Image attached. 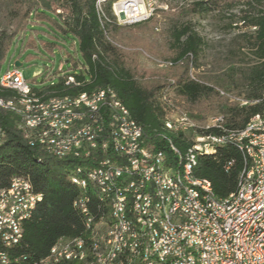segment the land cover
Wrapping results in <instances>:
<instances>
[{"label": "trees", "instance_id": "1", "mask_svg": "<svg viewBox=\"0 0 264 264\" xmlns=\"http://www.w3.org/2000/svg\"><path fill=\"white\" fill-rule=\"evenodd\" d=\"M116 1L5 0L6 10L0 18V75L10 47L35 48L32 37L25 39L26 33L37 34V25L51 23L62 35H70L76 40L81 67L75 60L68 59L71 69L66 66V70L49 77L45 72L39 86L32 85L36 97L48 100L74 97L96 89L113 91L142 128L145 146L162 153L170 167L176 164L177 157L169 146L172 144L184 152L191 146V141L181 133L173 134L164 128L163 121L168 113L167 105L162 102L164 95L195 120H203L202 114L216 111V116L223 119L220 125L226 130L242 131L253 117L264 113V0H191L181 9L187 16L219 14L228 20L230 28L242 31L231 41V64L213 78L191 75L192 69L200 66L199 57L206 45L191 23L172 25L165 31L167 55L164 59L169 63L168 67L161 73L149 75L137 72L115 44L121 28L112 13ZM237 6L242 7L232 13ZM48 13L55 15L56 21H51ZM47 37L48 41L41 43L48 52L60 49L55 36L47 34ZM72 47H75L74 41ZM239 55L240 63L249 56L254 62L240 66L234 61ZM68 70L78 71L72 75L79 86L65 85ZM216 90L228 95L232 93L235 96L232 97L247 102V105L241 106L220 97ZM17 99L16 92L0 86L1 101ZM19 124L16 114L0 108V127L4 132L0 145V191L8 188L12 179L23 178L29 181L35 193L42 195V201L24 222L21 243L8 253L20 259L10 264H41L60 239L89 242L93 226L107 216V209L97 200L90 186L81 191L69 180L73 169H90L95 164L84 162L87 159L74 154L57 158L30 147ZM204 133L220 131L209 129ZM196 159L193 176L209 181L215 197L225 199L236 191L243 160L235 145L219 147ZM80 196L94 215L91 228L86 227L84 217L73 206Z\"/></svg>", "mask_w": 264, "mask_h": 264}, {"label": "bare ground", "instance_id": "2", "mask_svg": "<svg viewBox=\"0 0 264 264\" xmlns=\"http://www.w3.org/2000/svg\"><path fill=\"white\" fill-rule=\"evenodd\" d=\"M136 5L142 8L139 2ZM125 6L122 5V9L130 7L129 5ZM0 86L17 93L18 99L16 101L3 102L0 100V104H4L0 108L16 114L20 119L19 125L22 130L29 129V123L32 119L42 120V124L57 123V120L63 119H74L77 122L72 127V135H81L90 125V138H94L95 149L91 150L90 144H86V141H77L74 146H71V141H66L65 136L45 135L41 138V135H33L30 137L28 133L24 132L28 145L37 147L42 153L52 155L58 152L57 158H65L74 154L98 163L93 168V175H91L88 168H81V171H74L73 169L69 173V180L81 191L90 186L97 200L107 209V216L93 226L89 242L80 239H60L50 248L47 258L41 264L51 263L52 257L60 258L62 254V246L60 245L62 243H67V245L84 243V252H93L95 245L100 242L102 231L105 228L106 233L118 231V238H126V231H122V225L135 228L136 217H128L125 212H119L114 203V195H107L104 199L96 185L102 184V177H100L101 164L108 163V149L113 156L112 165L120 167V174L122 175L131 174V167L127 165L126 158L120 155V151L129 153V145H134L136 152H138L137 155H129L130 163L157 160V162L152 163L150 172V179L153 180L151 181V196L159 197V192L163 191L164 182L167 196H173L175 203L181 208H188V202H190L192 216L203 219L204 226L209 229H217L218 227V220L215 219L213 214L216 212V206L222 209V221H225V225H233V219L242 218L262 198L264 187V118L259 125L249 122L242 131L226 130L220 124L216 125V129L220 133L225 132L226 138L225 143L216 145V149L228 144L235 145L241 153L243 169L238 177L236 191L225 199L217 198L214 199V204H209L207 194L201 193L198 185L205 186L207 192L215 197L210 182L195 178L193 169L196 166L198 155H209L214 151H199L195 139L191 141V146L184 152H180L171 144V150L177 157V161L173 167H170L162 153L155 152L145 146L142 128L131 118L128 110L113 91L96 89L74 97L41 100L36 97L33 91H22L16 85L0 83ZM163 126L173 134L181 133L186 137V130L178 125L176 121L164 119ZM107 129L111 130V133ZM3 140L4 132L0 127V145ZM139 169H146V162H139ZM186 171L188 178L186 177ZM159 173H163V182L159 180ZM14 179L26 180L23 178ZM249 185H252V190L245 196V190ZM27 186L33 188L29 181H27ZM114 188H116L115 179H108L107 189ZM11 190L12 183L9 184L8 188L0 191V199L9 194ZM83 201H85L84 198L80 196L74 201L73 206L84 217L86 227L90 228L89 212L84 209ZM201 207H207V212H201ZM122 208H129V200H122ZM171 211L172 202H163V209H155L156 229L165 228L167 215H171ZM142 221H149V213H142ZM98 226H100L99 229ZM257 227L258 218L249 217V227L245 228V231L239 237V248L249 246ZM149 240L159 242V234L149 233ZM193 241H200V232H193ZM0 247V264H10L20 260L8 253L16 245H12L0 237ZM224 251L227 254L228 261H236V246H233L231 242H224ZM184 254L189 263L199 261V264H212V261L206 260V258H212V251H207L206 243L193 242V248L184 247ZM262 255L264 258V245ZM81 259L82 251H75L67 259V264H80ZM244 260L245 253H237V263H244ZM129 262L139 264L136 252V237L122 239L121 244L118 245L117 253L111 254L110 264H129ZM56 264H66V261H58ZM90 264H98V256H91ZM213 264L230 263H224V257L213 256Z\"/></svg>", "mask_w": 264, "mask_h": 264}, {"label": "built area", "instance_id": "3", "mask_svg": "<svg viewBox=\"0 0 264 264\" xmlns=\"http://www.w3.org/2000/svg\"><path fill=\"white\" fill-rule=\"evenodd\" d=\"M122 5H126L125 7L129 5L130 7L122 9ZM141 6L142 8L136 5V2L132 5L128 1H124L121 6L119 5L115 18L125 16L124 18L128 20L127 23L132 25L152 16L153 9L150 4L146 7L141 2ZM128 13L129 15H125ZM66 65H63L64 70H66ZM66 73L65 85L79 86L72 73L69 71ZM51 74V72H47V77ZM38 76H41V74ZM0 83L16 85L22 91H32V85L15 68L13 71H6L1 74ZM216 91L220 97L228 98L241 106L247 105L245 101L231 97L219 90ZM163 103L167 105L168 110L165 120L176 121L178 125L194 135L195 144L199 151H216L218 143H225V132L204 133L209 129L216 130L217 124H223L222 117L217 116L211 119L207 125H198L186 111L180 110L169 102L167 95H164ZM0 106H4V104H0ZM263 118L264 113L253 117L249 122L259 125ZM75 122L77 121H74V119H63L57 120V123L42 124V120L32 119L29 123V129L20 132H26L30 137L41 135V138L45 135L65 136L66 141H71V146H74L77 141H86V144H90L91 150L95 149L94 138H90V125L81 135H72V127H74ZM107 131L111 133V130L107 129ZM169 148L172 152L170 146ZM137 153L134 145H129V153L120 151L121 157L126 158L127 165L131 167V174L122 175L120 174V167L112 165L113 156L108 149V163L101 164L100 177H102V184H96L104 199L107 195H114V203L119 212H125L128 217H136L135 228L122 225V231H126V238H118V231L106 233L105 228L102 231V238L95 245L93 252H84V243L79 245L62 243L60 245L62 246L61 257H52L51 263L48 264H56L58 261H66L67 264V259L75 251H82L80 264H90L91 256H98V264H110L111 254L117 253L118 245L121 244L122 239H127V237H136V252L139 264H199V261L189 263L184 254V247L193 248V242L206 243L207 251H212V258H206V260L212 261V264L213 256L224 257V263L230 264H264L262 255L264 245V187L259 202L253 208H250L242 218L233 219V225H225V221H222V209L216 206V212L213 214L215 219L218 220V227L217 229H209L204 226L203 219L192 216L190 202H188V208H181L175 203L173 196H167L164 189L163 173H159V180L163 182V191L159 192V197L151 196V181L153 180L150 179V172L152 163L157 162V160L139 161L146 162V169H139V162H129V155H137ZM49 156L58 157V152ZM84 162H89L92 165L98 164L90 159ZM74 171H81V167L74 169ZM90 171L93 175V166L90 167ZM186 177L188 178L187 171ZM108 179H115L116 188L107 189ZM10 183H12V190L0 199V237L17 246L23 239V224L30 219L34 209L42 201V195H36L34 189L27 186V180L12 179ZM190 183L192 182L190 181ZM198 186L201 193L207 194L209 204H214V199H217V197H212L205 186ZM250 190H252V185H249L245 190V196ZM122 200H129V208H122ZM163 202H172L171 215H167L164 229H156L155 209H163ZM83 207L89 211L91 228L94 215L85 201H83ZM201 212H207V207H201ZM142 213H149V221H142ZM249 217L258 218V227L254 230V236L250 240L249 246L239 248V237L245 231V228L249 227ZM193 232H200V241H193ZM149 233L159 234V242H151ZM224 242H231L233 246H236V261H228L227 254L224 251ZM237 253H245L244 263H237ZM129 264H132V262H129Z\"/></svg>", "mask_w": 264, "mask_h": 264}, {"label": "rangeland", "instance_id": "4", "mask_svg": "<svg viewBox=\"0 0 264 264\" xmlns=\"http://www.w3.org/2000/svg\"><path fill=\"white\" fill-rule=\"evenodd\" d=\"M124 1H128L129 4H134L135 2V0H117L112 5V13L114 16L119 10V5L121 6ZM137 2L140 4L142 2L146 7L150 4L153 9L152 16L132 25L127 23L128 20L124 18L125 16L119 17L118 19L116 18V22L121 25V28L119 36L117 37L118 41H115V44L125 55L127 62L131 67L135 68L137 72L144 73L145 75L161 73L165 67L169 66V63L164 59L167 55L165 31L172 25L183 23H191L206 44L199 57L200 66L192 69V76L199 75L213 78L221 75L228 65L231 64V55L229 54L232 50L231 41L242 31L240 32L235 28H230L226 18L216 13L204 16H187L181 9L189 5L191 0H136V3ZM99 6L100 8H98L102 9L101 5ZM241 7L242 6H237L232 10V13H237ZM5 10L6 2L5 0H0V18L3 17ZM47 15L51 21H56L55 15L52 13H48ZM125 15H129V13ZM231 27H234V25ZM35 30L37 34H30L28 32L25 38L27 40L29 37H32L35 48L26 47V49L21 50L19 48L16 49L14 45H12L6 54L1 74L6 72L7 67L8 71H13L14 64L19 63L21 67L18 68V72L21 73L23 78L31 85L37 87L45 75V72L54 74L57 71L64 70L63 65H66L65 62L68 61V59L75 60L77 65L81 67L82 61L78 53L77 43L72 36L62 35L49 22L41 26L37 25ZM47 34L55 36L60 49L54 48L49 52L45 49L41 41H48ZM72 41L75 43L74 48L72 47ZM251 57L252 56L247 57L240 63L239 58H241V56L239 55L234 61H236L238 65L246 67L254 62ZM66 66L68 69H71L70 62H68ZM68 71L70 73L78 72L73 70ZM40 74L41 76H38ZM55 81L56 79H54V82ZM49 83L50 82H47L46 84ZM207 83L212 85L210 82ZM229 95H231V97L234 96L232 93ZM163 100L164 96L162 97V102ZM179 109L186 111L184 108ZM216 114V111L213 113H204L202 114L203 120H194L198 125H207L210 123L211 119L217 117ZM169 135L170 134H168V136ZM185 135L189 141H194V135H191L188 131H185ZM99 227L100 226H98V229Z\"/></svg>", "mask_w": 264, "mask_h": 264}, {"label": "water", "instance_id": "5", "mask_svg": "<svg viewBox=\"0 0 264 264\" xmlns=\"http://www.w3.org/2000/svg\"><path fill=\"white\" fill-rule=\"evenodd\" d=\"M66 63H67V61H66ZM20 67H21V65H20L19 63H15V64H14V68H15V69H18V68H20Z\"/></svg>", "mask_w": 264, "mask_h": 264}, {"label": "crops", "instance_id": "6", "mask_svg": "<svg viewBox=\"0 0 264 264\" xmlns=\"http://www.w3.org/2000/svg\"><path fill=\"white\" fill-rule=\"evenodd\" d=\"M66 63V62H65Z\"/></svg>", "mask_w": 264, "mask_h": 264}]
</instances>
